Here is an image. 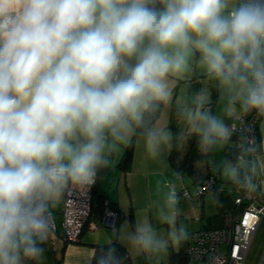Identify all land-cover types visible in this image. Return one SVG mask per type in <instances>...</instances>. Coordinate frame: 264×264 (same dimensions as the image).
Segmentation results:
<instances>
[{
  "label": "clouds",
  "instance_id": "1",
  "mask_svg": "<svg viewBox=\"0 0 264 264\" xmlns=\"http://www.w3.org/2000/svg\"><path fill=\"white\" fill-rule=\"evenodd\" d=\"M199 63L228 89L226 110L264 116V0H0V264H39L53 232V206L69 192L87 197L121 145L142 139L153 157L172 134L153 124L171 97L169 77ZM206 96L188 114L204 151L230 140L232 128ZM250 160L228 166L243 189L259 185ZM181 197H166L176 223ZM170 240L189 239L178 226ZM138 251L169 241L151 225L129 234ZM115 246L95 264H125Z\"/></svg>",
  "mask_w": 264,
  "mask_h": 264
},
{
  "label": "rangeland",
  "instance_id": "2",
  "mask_svg": "<svg viewBox=\"0 0 264 264\" xmlns=\"http://www.w3.org/2000/svg\"><path fill=\"white\" fill-rule=\"evenodd\" d=\"M200 64V63H199ZM200 66H202L200 64ZM186 90H181L173 87L171 89V97L166 102H161L160 116L156 119L154 126L165 127L173 129L175 135L172 141V147L163 150L157 160L153 163V166L146 164V158L144 157L147 151L145 144L139 146L138 152L135 156L136 177L138 184L134 188V208L132 212V223L131 221L126 225V230L121 234V238L126 243L127 249L133 260H138L141 257L145 259L147 254H150L153 260L156 262L162 260L163 262L168 261V247L165 250L158 252H143L138 251L131 245L129 240V234L134 232L135 226L143 225L145 223L151 225L155 230V234L159 239L168 240L169 244H173L175 247L177 244L170 240V233L174 232L178 226H185L189 234L204 227L214 228L222 227L231 224L232 217L234 215V204L226 202L222 203V208L217 203V199L214 189L207 190L203 196V203L199 199L202 196L195 195V180L200 173L195 171V164L204 160L205 151L201 148L198 143V138H193L194 135H186L185 131L189 126V131L195 130L194 122L190 121L188 114L195 110V100L189 101L190 99L185 96ZM228 97L222 96L219 99L217 109H224L227 106ZM216 111L218 112V110ZM207 110V109H206ZM215 111V112H216ZM216 112V113H217ZM218 114V113H217ZM223 143L217 144L212 150V158L216 159L217 164L221 162L223 158L224 149ZM126 146L121 145L119 150L125 151ZM122 152L121 155L123 154ZM172 154L173 163L177 166H183L184 162H187L188 170L183 173L176 170L169 163V156ZM120 155V156H121ZM216 156V158H215ZM120 161V159H118ZM145 160V161H144ZM118 161V162H119ZM228 164H225L222 172L220 185L231 180L228 175ZM193 167V170L191 169ZM190 170V171H189ZM175 187L179 193L180 200V213L176 223H167L162 218V212H167L166 197L169 189ZM187 188L191 194V198H185L181 196V190ZM230 190V189H229ZM228 191V190H227ZM203 204V205H202ZM59 211H53L54 220L57 225V233L59 234V225L57 221V214ZM130 214V213H129ZM129 214L126 213L125 218H129ZM246 257H244L243 264H264V217L259 222L257 230L253 236L251 245ZM43 247L48 250V244H43Z\"/></svg>",
  "mask_w": 264,
  "mask_h": 264
},
{
  "label": "crops",
  "instance_id": "3",
  "mask_svg": "<svg viewBox=\"0 0 264 264\" xmlns=\"http://www.w3.org/2000/svg\"><path fill=\"white\" fill-rule=\"evenodd\" d=\"M189 64H190V70L188 72L184 73L181 76L169 77L170 89L175 87L177 89L186 90V93L184 94L185 96L189 97L186 99H190L189 100L190 102L192 100H196L200 94H204L206 96L204 110L206 109L210 110L213 114L223 119L230 126V123L234 121L235 118L241 113L239 104L237 103L235 106V110L231 112L226 110L227 106H225V108L221 110L217 109L219 99H221L222 96L224 97L229 96L230 93L228 89L214 75L208 74L204 66H200L198 56H193L192 58H190ZM216 109L218 110V112L216 111ZM155 121L153 122V124H155ZM164 128H166L174 138L176 132L173 131V129L171 130L167 128V126H165ZM188 129L189 126L185 131L186 135L188 134L190 135V133L192 134L196 133L195 130L189 131ZM258 133H259L258 134L259 142L257 148H259V153L257 159H255L256 160L255 168L257 172L261 175V181L259 184L261 190L264 191V117H262L259 122ZM143 143L144 142L142 139L139 138L136 139L134 151L132 152L133 158L130 163L131 166L130 169L126 171L122 170L120 166H117L119 163L118 159H120L122 156L120 152H122V150L124 149L121 148L122 150L118 149L115 152H113L111 155L112 166L104 171V173L102 174V178L96 184L93 190L94 197L97 201H101L100 203L106 201V203H108V206L111 209L119 213L117 225L115 226L116 229L114 230L109 227H102L99 228L98 230H87V228L84 227V230L81 233L79 239L72 242L62 241V239L60 238L61 230H59V234L57 233V236H55L54 238L52 237L50 240H48L47 243H44V244H48V250L46 251L45 249V254L39 261V264H90L95 244H105V243L113 242L115 240L123 244L127 249L126 243L121 238V234L125 232L126 225L130 222V219L125 218L124 216L126 215V213L132 214V212H134L133 211L134 200H135L134 188L138 184L137 183L138 179L136 177V172H137L136 170H138V168L134 165L135 156L137 154L136 152H138L139 146ZM233 145H234V141L233 138L231 137L230 140L224 141L222 149H224L226 146H233ZM211 153L212 150L207 152L205 151L204 160L199 162V164L197 163L195 164L194 170L200 172L197 174L199 175V177H197L195 183L203 180L205 177L208 176V173L215 170L216 173L218 174V184L216 185L218 191H223L224 193L230 192L229 189L231 188L232 190V185H231L232 178L230 181H227L228 185H226V183L220 185L222 169L225 164L230 165V163H226L224 161L225 149L223 153V158L222 160H220L221 162L219 163V165L217 164L216 159L212 158ZM144 157H147L145 159L146 164L150 166H153V163L157 160L156 158H158V156L157 157L151 156L148 150L146 151ZM191 169L193 170V167H191ZM187 170L188 168H184L181 170V172L185 173ZM203 196L204 194L202 195V197L199 198L201 201L203 200L202 199ZM225 196L223 195L220 197L222 200L221 202L223 204H225L226 202L230 203L231 200L229 198H226ZM61 203L62 201L56 203L52 209L53 211L56 210L59 211L56 217L58 221L57 223L60 228H61V220H62ZM201 203H203V201ZM130 209L132 210V212L130 211ZM100 216H98L96 219H98ZM189 239L186 242H188ZM183 246L184 243L182 245H176V247L170 243V245L167 248L169 258L168 261L166 262H170L172 264H179L180 262L178 261L179 260L178 252L181 250ZM131 260L133 264H160L163 262L162 260H160L159 263L158 261L156 262V260H153L150 254H147L144 259L143 257H141V253H140V258H138V260H133L132 258Z\"/></svg>",
  "mask_w": 264,
  "mask_h": 264
},
{
  "label": "built area",
  "instance_id": "4",
  "mask_svg": "<svg viewBox=\"0 0 264 264\" xmlns=\"http://www.w3.org/2000/svg\"><path fill=\"white\" fill-rule=\"evenodd\" d=\"M264 116L256 113H241L230 123L234 135L240 137L239 145L245 148L254 146L256 149L255 159L258 156L259 142V122ZM249 153L238 155L232 164L241 160H250ZM245 172L253 176L258 188L247 191L238 185L233 179V204L235 205L234 215L230 225L217 228H200L192 232L187 246L185 247V259L183 264H243L251 245L253 236L257 230L260 220L264 217V191L261 190V175L256 168L254 173L251 171L250 164H242L241 174ZM217 174L213 171L208 176L196 183L195 195L202 196L217 184ZM92 190V189H91ZM181 196L191 198L187 188L181 190ZM91 192L87 197L80 194L69 192L67 197L62 200L61 211V234L60 238L64 242H72L79 239L84 227L87 230H98L102 227L116 229L119 213L104 203L103 214L97 220H92L86 225L88 215L91 212ZM86 225V226H85ZM56 223H53V232L48 240L57 236ZM48 240L45 242L47 243ZM160 264H172L162 262Z\"/></svg>",
  "mask_w": 264,
  "mask_h": 264
},
{
  "label": "trees",
  "instance_id": "5",
  "mask_svg": "<svg viewBox=\"0 0 264 264\" xmlns=\"http://www.w3.org/2000/svg\"><path fill=\"white\" fill-rule=\"evenodd\" d=\"M161 106H162V103H160V107L158 109V111L154 114L153 116V122L157 119V117L159 116L158 114L160 113L161 111ZM195 134V135H194ZM195 139L198 138V134L197 132L196 133H193ZM233 138V141H234V145L233 146H226L224 149H225V162L226 163H230L232 164L234 162V160L237 159L238 155L240 154H244V152L242 151V148H241V144L240 143V137L239 136H236V135H233L232 136ZM134 147H125V151L122 152V156L120 158V161L118 163L117 166H120L122 168V170L126 171V170H129L130 169V163L132 161V158H133V151H134ZM258 151H259V148H258ZM172 154H170L169 156V163L178 171H181L182 169L184 168H187V165L188 163L187 162H184V165L183 166H177L173 163V158H172ZM213 174H217L216 171L214 170L213 171ZM217 178H218V174H217ZM217 184H218V179H217ZM216 184V185H217ZM214 185V187L212 189H214L215 191V194H216V197L217 199H219V202L217 203L218 205H220V208H222V200H221V196H225L226 198H229L231 201H230V205L233 204V186H232V190L230 188V192H227V193H224L223 191H218L217 189V186ZM94 187L92 188L91 190V212L90 214L88 215V219H87V222H86V225L88 224V222L92 221V220H97L96 218L98 216H100L101 214H103V209H104V203H100L101 201H97L94 197ZM102 205V207H101ZM235 206V205H234ZM236 208V207H235ZM129 214V213H128ZM101 217V216H100ZM99 217V218H100ZM129 219L132 223V216L131 214H129ZM85 225V226H86ZM214 228H217V227H214ZM84 230V229H83ZM192 234V233H191ZM188 243V242H186ZM184 243V246L181 248V250L178 252V255H179V264H183V259H185V247L187 246V244ZM109 246H115L118 250H119V253L122 254L123 256L126 257L125 259V264H133L132 263V260H131V257L129 255V252L127 251L126 247L121 244L120 242L118 241H113V242H110V243H105V244H95L94 245V251H93V255H92V259H91V263L90 264H95V260H96V257L97 255L99 254L100 250L101 249H104V248H107Z\"/></svg>",
  "mask_w": 264,
  "mask_h": 264
}]
</instances>
